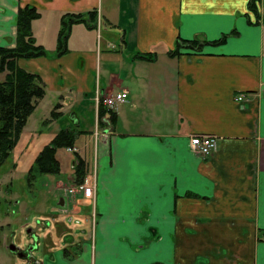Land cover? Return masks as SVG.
<instances>
[{
    "label": "crops",
    "instance_id": "1",
    "mask_svg": "<svg viewBox=\"0 0 264 264\" xmlns=\"http://www.w3.org/2000/svg\"><path fill=\"white\" fill-rule=\"evenodd\" d=\"M249 1L0 0L5 47L16 45L18 9L38 8L32 28L48 54L19 60L46 86L34 113L60 105L47 127L65 117L67 129L77 125L76 154L96 181L94 197H78L88 205L84 220L55 219L69 238L32 250L25 264H264V0L258 12ZM92 9L98 28L74 24L69 51L58 56L64 15ZM233 30L200 54H168L179 37L216 40ZM123 91L117 121L101 127L97 98ZM61 128L42 130L39 150ZM193 134L218 137L217 149L194 154ZM74 161L72 153L57 175L73 182ZM62 181L50 192L60 197Z\"/></svg>",
    "mask_w": 264,
    "mask_h": 264
},
{
    "label": "trees",
    "instance_id": "2",
    "mask_svg": "<svg viewBox=\"0 0 264 264\" xmlns=\"http://www.w3.org/2000/svg\"><path fill=\"white\" fill-rule=\"evenodd\" d=\"M260 0H250L249 9L258 12L257 3ZM40 17L38 8L34 5L21 6L17 13V36L14 47L0 45V167L12 156L21 134L27 124L28 118L36 110L39 101L46 94V86L40 74L29 71L20 66V59H33L48 54L43 45L37 43L32 24ZM99 13L97 9L85 13H68L61 21L57 54L64 55L69 51V38L74 24L83 23L91 30L98 28ZM260 21V20H259ZM236 30L223 34L219 39H183L179 37L175 47L168 51L170 56L181 54H200L206 45H220L227 38L235 35ZM136 57L154 61L157 58L155 52H138ZM60 107L56 104L51 112V119L59 116L56 111ZM100 126H112L117 121V113L108 109L102 102L99 104ZM50 119H46V124ZM82 132L72 129H61L56 135L44 144L28 169L27 179L31 183L38 175L58 174L62 171V164L58 157L61 149L76 147L79 142L77 137ZM73 176L75 183L82 184L88 175V165L85 159L75 154ZM68 239L69 236L64 235Z\"/></svg>",
    "mask_w": 264,
    "mask_h": 264
},
{
    "label": "rangeland",
    "instance_id": "3",
    "mask_svg": "<svg viewBox=\"0 0 264 264\" xmlns=\"http://www.w3.org/2000/svg\"><path fill=\"white\" fill-rule=\"evenodd\" d=\"M1 78L2 75H0V79ZM45 107L46 106L40 107L34 113L29 120L27 130H23L20 140L12 152V156L0 167V264L26 263L24 260L10 252L6 245L11 241L18 242L21 240L20 242L22 243V240H27L29 236L33 237L36 231L39 234L38 230H32V227L38 226L37 224L39 223H44L47 227L46 231L43 233L46 237L44 238L46 239L44 244L46 250L51 245H54L55 240L53 238L57 240L61 237L59 239V242H61L60 240H63V237H65V229L59 225L61 222L55 221L56 217L59 215H62L63 217L71 215L74 219L79 218L82 220L84 218L83 215L86 213L84 208L87 209L88 205L85 207L80 205L78 197H88L89 199L93 197L85 196L84 192L86 191L78 189L79 184L67 179V176L60 177L57 174H44L38 175L33 182H28L27 175L29 166L38 152L42 149L41 147L39 150V141H42L43 136L53 132L55 128L62 127L61 129H67V126H69V117L61 119L58 117L56 118V120L60 119L58 127H47L52 122V119L50 113L46 114ZM47 118H50V121L48 120L46 124H43ZM88 119H90V115H88ZM34 125L38 127V132L33 131ZM71 126L73 129L78 130L77 125L71 124ZM44 129L45 134L42 135L41 131ZM37 134L41 137L37 138ZM77 137H79V135ZM72 153L75 152H69L67 149H61L58 153V157L65 171L68 168L67 158L68 156H71ZM83 153L85 154L84 151ZM79 156L83 159L86 157H84L81 152H79ZM95 157H97L96 154L94 158ZM87 160L88 158L86 157L85 161L87 162ZM87 165L89 170L90 167L88 162ZM90 169L91 170H89L88 174L92 171L93 165H91ZM52 176L56 177V179H62L64 182H67L58 192V195L61 194L60 197L51 193L50 189L52 187L53 191L54 187H58L61 184L59 181L62 180H57L55 183L51 182L50 178H52ZM94 180L95 179L93 178V183ZM73 192L75 194H73ZM68 193H71V195L68 196ZM56 210H58V212ZM95 215L94 206H92L91 216L95 217ZM93 217L88 219L89 221H92L90 228L95 230L96 218ZM51 226L54 228V230L52 228V233L49 229ZM62 243L65 242L62 241ZM154 263H156L155 260L148 264Z\"/></svg>",
    "mask_w": 264,
    "mask_h": 264
},
{
    "label": "built area",
    "instance_id": "4",
    "mask_svg": "<svg viewBox=\"0 0 264 264\" xmlns=\"http://www.w3.org/2000/svg\"><path fill=\"white\" fill-rule=\"evenodd\" d=\"M128 93L123 91L120 93H116L115 95H108L101 98H97V101H101L102 103L107 106V108L114 109L116 105L120 102H124L127 98ZM236 101L242 102L246 100V96L244 92H239L235 96ZM219 144V138L210 135V134H193L191 137L190 146L194 154L200 155V156H207L212 154L218 147ZM68 151L76 152L78 151L77 147H70L68 148ZM95 184V185H93ZM96 188V181L94 180V183L92 180L90 181V178H87L84 183L79 184L78 189H83L86 192H84L85 196H94ZM74 190V189H72ZM73 194H75L73 192ZM72 194V195H73ZM68 196L71 195V193L67 194Z\"/></svg>",
    "mask_w": 264,
    "mask_h": 264
},
{
    "label": "flooded vegetation",
    "instance_id": "5",
    "mask_svg": "<svg viewBox=\"0 0 264 264\" xmlns=\"http://www.w3.org/2000/svg\"><path fill=\"white\" fill-rule=\"evenodd\" d=\"M38 226H34L32 227V230H38V232L36 231L35 235L33 237L29 236V238H27V240H22V243L20 241L15 242V241H11L9 242L6 247L8 248V250L10 252H12L14 255H16L17 257H19L20 259L24 260V262L27 263V258L29 259V256L32 255V250L34 249H39L41 246H43L45 244L44 242V232L46 231L47 227L44 225V223H39L37 224ZM52 233V231H51ZM14 243L17 247H18V252L22 255H18L17 252L12 251L10 249V245ZM38 246V248H37Z\"/></svg>",
    "mask_w": 264,
    "mask_h": 264
},
{
    "label": "water",
    "instance_id": "6",
    "mask_svg": "<svg viewBox=\"0 0 264 264\" xmlns=\"http://www.w3.org/2000/svg\"><path fill=\"white\" fill-rule=\"evenodd\" d=\"M61 204H62V203H61ZM10 249H11L12 251L17 252L18 255L22 256V255L18 252V247H17L14 243H12V244L10 245Z\"/></svg>",
    "mask_w": 264,
    "mask_h": 264
}]
</instances>
